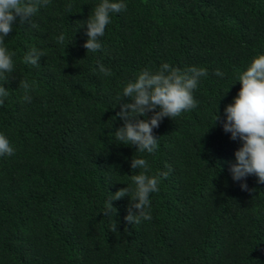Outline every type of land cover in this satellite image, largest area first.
Wrapping results in <instances>:
<instances>
[{
  "label": "trees",
  "instance_id": "16d2710c",
  "mask_svg": "<svg viewBox=\"0 0 264 264\" xmlns=\"http://www.w3.org/2000/svg\"><path fill=\"white\" fill-rule=\"evenodd\" d=\"M99 2L50 0L30 23L17 17L5 38L15 55L0 77L9 92L0 134L14 153L0 156V264H264V183L255 174L244 178L249 190L233 181L242 142L222 126L238 73L264 54V0H123L102 50L86 53L84 22ZM33 47L45 53L36 66L23 62ZM165 62L208 75L193 91L197 107L163 118L157 150L140 153L115 137L128 100L118 98L136 74ZM20 80L34 85L30 102ZM133 156L150 174L171 171L150 194L151 219L130 225L128 196L112 201L117 213L102 212L133 186Z\"/></svg>",
  "mask_w": 264,
  "mask_h": 264
},
{
  "label": "clouds",
  "instance_id": "9594fccd",
  "mask_svg": "<svg viewBox=\"0 0 264 264\" xmlns=\"http://www.w3.org/2000/svg\"><path fill=\"white\" fill-rule=\"evenodd\" d=\"M50 0H0V77L5 73H12L15 53L9 52L5 46V38L13 31L17 17L20 23H30L31 17L41 7H46ZM70 7V6H69ZM123 0H100L91 10L84 24L87 25V40L83 47L86 53H96L103 46L100 37L104 36L106 26L111 23L110 14L126 11ZM31 27H36L34 23ZM65 37L60 34L58 43H63ZM45 53L32 48L23 57V62L36 66ZM98 70L105 76L111 75V70L103 64L98 65ZM208 75L203 67L191 66L185 70L163 63L156 71L147 69L140 71L123 87L122 95L118 101L128 98L120 105L116 113L123 124L115 129V137L125 145H135L140 153H154L158 148V137L153 134V129L158 128L165 117H179L183 112L195 109L198 101L193 96L201 77ZM215 75L223 77L220 69L215 70ZM6 80L7 78L4 77ZM236 81L241 84L233 102L225 106L226 118L223 121V130L231 134V139H239L242 144L235 151L236 162L231 164L230 173L233 181H239L242 190H249L244 181L247 175L255 174L258 181L264 183V54L253 57L246 70L239 72ZM19 87L24 90L23 99L30 102L28 93L33 90L27 80H20ZM9 92L0 84V105L4 103ZM151 112L150 117L147 114ZM115 117V119H116ZM145 117V118H141ZM219 119L217 113L215 121ZM14 148L5 135L0 134V156L12 155ZM132 170H140L138 174L131 175L133 186H126L113 193V197L105 202L103 215L111 216L117 209L112 201L129 197L127 215L124 217L128 224L140 223L141 220H150V194L159 191L161 178H166L171 171L151 173L149 163L144 158L132 157ZM167 167V166H166ZM112 232H117V223L110 227Z\"/></svg>",
  "mask_w": 264,
  "mask_h": 264
}]
</instances>
